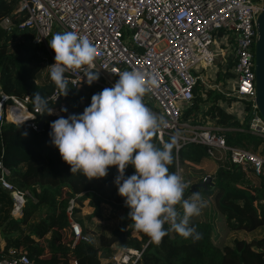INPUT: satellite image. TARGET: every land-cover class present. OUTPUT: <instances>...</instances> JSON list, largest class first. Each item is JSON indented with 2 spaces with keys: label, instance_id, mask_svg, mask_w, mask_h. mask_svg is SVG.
<instances>
[{
  "label": "trees",
  "instance_id": "obj_1",
  "mask_svg": "<svg viewBox=\"0 0 264 264\" xmlns=\"http://www.w3.org/2000/svg\"><path fill=\"white\" fill-rule=\"evenodd\" d=\"M17 5L18 0H0V23L6 16L13 23L9 30L0 25V87L9 93L28 94L32 104L33 93L39 92L53 113L40 115V129L26 123L0 125V159L8 168L6 177L31 193L21 213L15 215L13 199L0 185V258L9 257L10 249L15 248L27 253L35 264H73V260L76 264H115L111 257L114 244L129 245L127 237L139 234L140 240L130 245H140L146 238L135 229L126 198L118 193L117 167L109 166L106 177L91 180L81 172L72 174L49 135L53 121L82 114L100 89L94 84L68 83L66 96L60 90L57 100L47 99L56 85L50 71L43 76L45 48L34 42L32 28L19 26L23 14L17 11ZM230 41L234 43V36ZM213 66V78L207 69L195 73L193 94L189 102L181 104L180 121L218 125L227 143L245 146L264 158V137L248 130V107L240 120L223 106L237 101L225 93L230 89V73L224 55L218 54ZM25 132L27 135H22ZM171 137L165 134L163 143ZM152 142L163 147L157 135ZM173 157L169 171L176 172L179 162L190 185L212 176L213 188L194 191L205 201L201 214L190 219V226L201 233V239L184 238L172 226L169 229L164 225L167 235L162 242L151 240L135 264H264V165L261 173L255 174L251 168L244 169L218 154L209 155L207 146L197 141L186 142L177 152L174 147ZM134 173L135 168L129 164L125 176ZM190 185L185 199L194 193ZM70 198L77 211L80 208L74 218L88 240L74 238L65 209ZM175 207L182 216V206Z\"/></svg>",
  "mask_w": 264,
  "mask_h": 264
},
{
  "label": "built area",
  "instance_id": "obj_2",
  "mask_svg": "<svg viewBox=\"0 0 264 264\" xmlns=\"http://www.w3.org/2000/svg\"><path fill=\"white\" fill-rule=\"evenodd\" d=\"M261 5L262 0H18L17 11L23 14L19 26L32 28L34 42L45 48L44 77L55 63V52L49 41L58 33L56 30L87 36L97 49L92 70L98 72L99 79L92 84L100 91L112 87L119 79L117 73L123 70L141 71L146 80L156 79L144 103L167 121V127L156 134L162 143L165 134L177 136V152L186 142L197 141L207 146L209 155L218 154L260 174L264 165L260 154L245 146L227 143L220 133L222 128L211 122L180 121V112L181 104L192 97L197 81L196 67L213 66L215 57L221 54L231 76L226 95L236 97V103L243 109L248 107V130L264 137V117L255 102L256 18ZM0 25L9 30L13 23L6 16ZM231 59L235 63L231 64ZM65 75L70 85L88 84L84 69L68 70ZM59 96L60 89L55 86L47 99L57 100ZM40 115L42 112L32 104L28 94L9 93L0 87V125L26 123L38 129ZM7 173L8 168L0 159V185L9 191L13 199L12 213L17 215L31 193L9 181ZM176 173L190 185L179 162ZM65 209L75 240H88L74 218L73 198L68 200ZM165 225L169 229L172 226L170 221ZM150 241L146 235L140 245L116 243L111 257L115 264H135ZM0 264L35 263L27 253L11 248L10 256L0 258Z\"/></svg>",
  "mask_w": 264,
  "mask_h": 264
},
{
  "label": "clouds",
  "instance_id": "obj_3",
  "mask_svg": "<svg viewBox=\"0 0 264 264\" xmlns=\"http://www.w3.org/2000/svg\"><path fill=\"white\" fill-rule=\"evenodd\" d=\"M55 52V63L50 65V78L62 92L68 93V70L84 69L91 85L99 79L93 71L97 49L87 36L75 31L55 33L49 41ZM119 79L91 97V103L82 114L61 116L51 123V142L71 172H81L89 180L108 175L109 166H116L115 183L118 193L125 197L130 208L128 216L136 230L159 244L167 235L165 223L182 237L201 239V233L190 226V219L199 216L205 201L199 192L184 198L188 185L182 175L169 171L173 163V149L178 146L177 136L171 137L159 148L152 142L167 121L152 112L144 103L145 95L156 84L154 77L145 79V73L123 70ZM34 104L43 114H52L47 100L39 92L33 93ZM61 111L67 112V108ZM27 135V133H22ZM131 164L135 173L125 176ZM180 204L183 215L176 209Z\"/></svg>",
  "mask_w": 264,
  "mask_h": 264
},
{
  "label": "water",
  "instance_id": "obj_4",
  "mask_svg": "<svg viewBox=\"0 0 264 264\" xmlns=\"http://www.w3.org/2000/svg\"><path fill=\"white\" fill-rule=\"evenodd\" d=\"M257 38L255 42V102L259 112L264 117V0H262L261 10L256 18ZM43 119L38 122L40 129ZM199 187L211 189L214 187L212 176L208 175L202 181L192 183L191 191H197Z\"/></svg>",
  "mask_w": 264,
  "mask_h": 264
},
{
  "label": "crops",
  "instance_id": "obj_5",
  "mask_svg": "<svg viewBox=\"0 0 264 264\" xmlns=\"http://www.w3.org/2000/svg\"><path fill=\"white\" fill-rule=\"evenodd\" d=\"M228 69H229V67H228ZM229 73H230V69H229ZM229 83L231 84V76H230V82ZM234 104H237V105H235L236 108L234 107V109H233V107L231 108L230 105H226L225 103H223V106H225L227 108V110L235 113L237 115V117H239L240 120H243V118L245 117V109H243L241 105L236 103V101H235V103H233L231 105L233 106ZM140 238H141V235H139V234L136 236H128L127 237L128 244L130 245L132 243H135L136 241H139Z\"/></svg>",
  "mask_w": 264,
  "mask_h": 264
},
{
  "label": "rangeland",
  "instance_id": "obj_6",
  "mask_svg": "<svg viewBox=\"0 0 264 264\" xmlns=\"http://www.w3.org/2000/svg\"><path fill=\"white\" fill-rule=\"evenodd\" d=\"M56 31L59 32V29L56 30ZM201 69H207V70H208V73H209V77H210V78H213V77H214V71H215V69H216L214 66L204 67V66H202V65H198V66L196 67V70H194V74L200 72ZM44 71H46V69H44ZM202 72H203V70H202ZM198 74H199V73H198ZM207 83H209V82H207ZM85 209H89V206H85ZM78 211H80V208H79ZM78 211H77V209H76V212H78Z\"/></svg>",
  "mask_w": 264,
  "mask_h": 264
}]
</instances>
